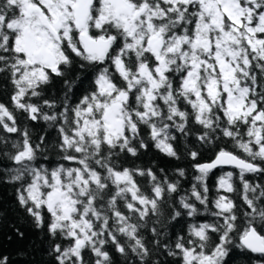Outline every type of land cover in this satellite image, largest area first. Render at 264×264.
<instances>
[{
    "label": "snow or ice",
    "instance_id": "6c2138e0",
    "mask_svg": "<svg viewBox=\"0 0 264 264\" xmlns=\"http://www.w3.org/2000/svg\"><path fill=\"white\" fill-rule=\"evenodd\" d=\"M90 67L91 86L73 104L80 73H71ZM0 75L13 107L56 132L54 145L46 134L33 144L0 104V130L20 137L8 151L0 135L11 165L0 175L10 173L4 182L17 185L56 264H114L106 246L122 264H225L233 247L264 257V185L245 179L264 175V0H0ZM54 78L61 96L30 102ZM222 138L247 158L220 147L200 163ZM50 147L68 163H38ZM152 149L195 162L190 190L180 194L182 167L173 179L155 165H121ZM226 167L238 170L242 223L231 198L209 200V174ZM233 177L223 172L217 192H235ZM204 215L215 219L197 222ZM182 221L186 232L170 236Z\"/></svg>",
    "mask_w": 264,
    "mask_h": 264
},
{
    "label": "trees",
    "instance_id": "16d2710c",
    "mask_svg": "<svg viewBox=\"0 0 264 264\" xmlns=\"http://www.w3.org/2000/svg\"><path fill=\"white\" fill-rule=\"evenodd\" d=\"M80 73V79L76 82V86L73 89L72 93V103L75 104L79 98L86 93V91L91 86V81L94 78L95 72L92 67L87 71L81 72L79 69L74 68L71 75L75 76L77 73ZM119 83V80L117 79ZM13 92V86L11 83L0 75V104H4L9 110L13 111L16 116L17 123L21 128L27 127L31 133L32 143L35 144L39 141L41 135L47 136V140L50 144L54 145L56 143V132L54 129L50 128L42 120L38 122H32L26 119V114L16 110L13 107L12 101L10 99ZM62 93V84L61 82L54 78V83L50 86H44V94L42 97H33L30 102L34 104H42L44 99H57L61 96ZM43 111H49L44 108ZM59 110V109H57ZM190 111V109H189ZM198 127V126H196ZM0 135L9 136L10 142L8 145V151H14L11 149V141L20 139L18 134H7L3 133L0 130ZM220 147L225 148L228 151L235 153L241 158L245 157V154L237 149L230 140L222 138L219 141L215 142V145L205 148L201 151L198 161L200 163L209 162L214 158L215 151H218ZM47 159H40L38 163H43L46 166H55L56 163H65L66 161L59 160V156L54 147H50L46 153ZM121 165L125 167H134L139 164L142 167H149L155 165L154 170L159 168H164L167 170L170 178H175L173 175L174 169L177 167H182L186 170V177L181 179V190L180 194H184L186 191L191 189L193 183H195L193 177L197 175L195 170L191 167L194 161L190 160L187 157H182L181 160L177 161L170 159L158 153L156 150L152 149L147 153L141 152V155L136 158L132 157H121ZM257 163H260L257 161ZM264 166V164H262ZM11 167L10 162L3 157L2 152H0V173H4L5 168ZM232 171L234 173L233 183L236 188L235 192H217V179L223 172ZM10 174V173H9ZM0 175V256H7L9 258L10 264H56L54 256L50 254V243L48 237L41 230L35 229L29 218L26 217L22 209L19 208L16 201V187L17 185L13 183H5L4 180L8 178V175ZM159 174V173H158ZM249 182L256 184L260 183L264 185V175L259 174H247L245 176ZM137 180L140 181L142 190L145 192L148 191L142 178L137 177ZM209 186V200L213 201L217 195H225L231 198L234 203L238 206L236 211L240 219L238 223L243 222L242 210L246 208V205L243 204L242 199L240 198V193L242 191V186L238 179V170L234 169H218L214 170L209 174L207 180ZM209 208L212 211L215 209L212 207V204H209ZM202 209V206H201ZM126 211V209H122ZM214 217L207 215L197 217V222H211L214 220ZM260 228V225H257ZM19 228L23 233V238H19L15 234V229ZM186 224L181 222L175 227L169 228V235H173L176 232L184 231L186 232ZM143 231V230H142ZM11 237V238H10ZM215 238V237H214ZM64 245L67 244L65 241H57ZM107 250L110 252V255L113 257L114 264H122V257L115 252L114 247L106 246ZM86 256L89 259H92L90 253H86ZM161 260L166 261V264H179L178 261L174 260L172 257H160ZM257 261L264 262V257L258 255L240 251L237 248H232L229 256L226 258L225 264H257Z\"/></svg>",
    "mask_w": 264,
    "mask_h": 264
},
{
    "label": "water",
    "instance_id": "95a60500",
    "mask_svg": "<svg viewBox=\"0 0 264 264\" xmlns=\"http://www.w3.org/2000/svg\"><path fill=\"white\" fill-rule=\"evenodd\" d=\"M218 169H221V168H217V169H215V170H218ZM223 169H234V168H230V167H226V168H223ZM234 170H237V169H234ZM214 171V170H213ZM253 254V253H252ZM255 255H257V254H255Z\"/></svg>",
    "mask_w": 264,
    "mask_h": 264
}]
</instances>
